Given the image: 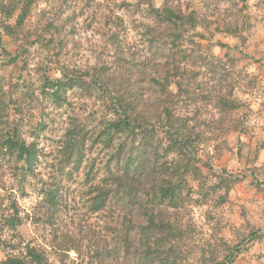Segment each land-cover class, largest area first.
Returning a JSON list of instances; mask_svg holds the SVG:
<instances>
[{"label": "rangeland", "instance_id": "rangeland-1", "mask_svg": "<svg viewBox=\"0 0 264 264\" xmlns=\"http://www.w3.org/2000/svg\"><path fill=\"white\" fill-rule=\"evenodd\" d=\"M149 2L183 19L157 26ZM57 79L72 84L59 102L45 86ZM118 85L145 101L136 114L168 109L191 130L203 177H186L192 192L180 213L163 209L182 218L179 263L219 264L238 245L226 264H264V0H0V261L38 244L51 264H144L148 187L180 177H163L172 154L148 126L140 169L151 174L123 176L127 201L94 210L85 177H112L102 165L119 136L106 148L98 134ZM16 137L37 149L32 170L6 149ZM123 141L137 153V142ZM51 188L54 205L45 200Z\"/></svg>", "mask_w": 264, "mask_h": 264}, {"label": "trees", "instance_id": "trees-1", "mask_svg": "<svg viewBox=\"0 0 264 264\" xmlns=\"http://www.w3.org/2000/svg\"><path fill=\"white\" fill-rule=\"evenodd\" d=\"M29 5H24L22 7V15L17 21L18 24L21 23L24 15L28 12ZM147 10L152 19H156V25L159 26L161 23L166 25H177L178 20L183 19L182 11H175L170 7H157L152 2H149ZM149 26L148 28L154 29L155 26ZM149 29V30H150ZM159 84V82L157 81ZM162 86V91L167 93L168 91ZM178 92L175 94L168 93L172 98L178 97L182 90L181 81H176ZM46 87L51 89V96L53 100L59 102L62 99V93L66 91L65 86H72L70 81H61L59 79L53 81L48 80L45 84ZM126 87H120L118 85L117 89H113V93L108 95L113 106V117L104 120L103 127L100 136H102V142L104 147L112 148L114 147L113 141L115 136H119L116 147L111 149L109 159L112 161H107L102 165L103 172L105 175L112 177H89V172L86 173V181L91 178V187L93 189V208L94 210H104L111 200L116 199L118 202H126L130 196V193L126 189L125 177L131 173L141 172V176H149L151 174V168L149 165H145L140 169V161L144 159L147 155L146 144H143V137L145 133L150 131L153 134L156 128L161 129L162 139L166 142L165 152L172 154H166V161L161 164L164 168L162 170L163 177H180L179 182L173 183L171 179L165 180L167 183L162 184V179L160 181L154 180L153 184L148 187L151 189L150 206L151 212L147 217L143 230H146L147 242L144 245L145 250L143 252V262L144 264H180V260L175 256L176 249L175 241L178 240L184 231L183 226H181L180 221L182 220L179 214L171 212H163V209L180 210L184 208L183 202L186 196H188L192 189L189 187L186 177L196 176L203 177L198 163L201 160L197 157L196 149L192 146V140L190 135V129L188 128L186 118L177 116L173 111L166 109L163 115L156 117L155 119L146 118L143 115L136 114V109L142 107L145 104L143 99H138L136 96L133 98L125 94L124 91ZM60 89L62 90L60 92ZM220 102L222 105L227 106L230 111L235 109V104L233 101L227 100L221 97ZM167 108V107H166ZM149 126V127H148ZM78 134L82 133V129ZM137 136H142L141 140L134 138ZM133 136V137H132ZM84 134L79 136L77 141H82ZM128 139L132 142H137V153H134V147L130 149L124 144L122 139ZM81 145V144H80ZM132 145V144H131ZM130 145V146H131ZM73 144L70 143V149ZM8 152L14 154L16 160L20 161L21 166L27 170H32V166L37 157V149L33 144H27L23 140H19L17 137L10 139L7 143ZM76 153L78 149L75 150ZM172 156V157H171ZM82 162V155H79L78 160L75 163V168H79ZM112 162V167L115 169L111 171L110 163ZM93 162L91 163L92 166ZM147 168H150L149 170ZM220 177H223L219 175ZM227 177H232L228 174ZM157 181V182H156ZM164 181V180H163ZM45 200L48 204L54 205L57 202L56 189H46L44 191ZM223 199L225 197L223 196ZM157 206V207H155ZM163 207V208H162ZM175 214V216L172 215ZM180 220V221H179ZM257 231L252 232V236L256 237ZM181 238V237H180ZM25 254L19 255H8L6 258L0 261V264H51L49 259L45 254V249L38 244H26L24 247ZM239 252L238 245L234 246L230 253L227 255L226 259L219 264H226L231 256Z\"/></svg>", "mask_w": 264, "mask_h": 264}, {"label": "water", "instance_id": "water-1", "mask_svg": "<svg viewBox=\"0 0 264 264\" xmlns=\"http://www.w3.org/2000/svg\"><path fill=\"white\" fill-rule=\"evenodd\" d=\"M248 240V239H247Z\"/></svg>", "mask_w": 264, "mask_h": 264}]
</instances>
